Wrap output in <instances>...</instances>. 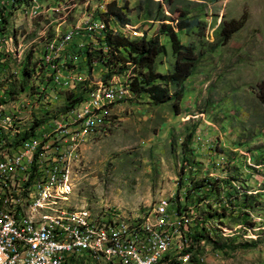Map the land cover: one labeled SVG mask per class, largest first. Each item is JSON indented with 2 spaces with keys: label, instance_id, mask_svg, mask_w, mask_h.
Segmentation results:
<instances>
[{
  "label": "rangeland",
  "instance_id": "obj_1",
  "mask_svg": "<svg viewBox=\"0 0 264 264\" xmlns=\"http://www.w3.org/2000/svg\"><path fill=\"white\" fill-rule=\"evenodd\" d=\"M112 1L128 24L110 28L130 40L155 35L162 18L165 23L180 16L197 18L203 25L202 30L177 32L179 42L192 45L196 54L178 102L155 105L146 96L135 97L127 86L130 70L103 80L105 67L99 61L86 63V50L100 47L103 22L95 40L84 39L92 22L75 31L91 14L100 21ZM12 4L0 1V10L12 15L9 35L0 34L7 42L3 59L19 66L31 56L36 72L29 84L43 92L32 96L29 86L18 91V69L1 76L0 85L7 82L2 90L14 85L13 95L26 102L32 96L44 103L37 108L38 119L27 121L28 131L42 121L64 118L68 111L79 120L84 109L95 107L92 124H85L79 137L69 132L72 163H79L72 165L75 186L66 203L83 206L89 215L117 212L129 219L149 218L152 224L158 221L155 211L161 202L169 204V211L185 206L179 208L178 219L184 234L173 239L172 254L183 256L178 264L190 263L182 240L192 242L196 228L201 234L196 244L199 264H264V107L254 88L264 79V0H30V7L11 9ZM244 10L243 27L222 45L221 23L237 19ZM158 40L165 54L156 57L153 71L167 74L173 58L167 39ZM76 41L82 47L71 60L55 61V50L64 43L76 47ZM60 75L71 84H54L60 83ZM175 90L170 87V94ZM106 93L112 97L108 102ZM69 94L87 97L70 106ZM200 180L223 183L215 189H192Z\"/></svg>",
  "mask_w": 264,
  "mask_h": 264
},
{
  "label": "built area",
  "instance_id": "obj_2",
  "mask_svg": "<svg viewBox=\"0 0 264 264\" xmlns=\"http://www.w3.org/2000/svg\"><path fill=\"white\" fill-rule=\"evenodd\" d=\"M0 1L6 2V0ZM84 22H92L89 36H84V39H97L100 28L98 19L93 14L81 23L75 33H79V29H84ZM2 44L6 43L2 41L0 35V76H4L6 72H16V66H10L7 59L1 58ZM81 46L82 42L77 41L76 47H69V43H64L62 50L54 51L53 58L55 61H69ZM70 81L60 75V83L54 84L70 83ZM17 90L20 91L19 87ZM89 91L86 90L88 95ZM6 95L0 94L3 99ZM105 95L106 102L111 100L109 94ZM30 107L32 105H26V100H22L21 105L14 109V113L16 116H21ZM93 109H95L94 105L84 109L79 115V120H72L68 111L64 112V118L54 117L42 121L29 129L32 131V140L26 146H19V143L3 146L0 141V173L11 178L15 185L13 194L21 192L22 184L31 183V172H40L43 182L50 179L53 152L66 147L68 132H77L79 137L82 127L85 124H92ZM34 157H41L42 165H34ZM32 185V198L35 204L36 186H43V183H32ZM184 207H175L170 211L156 209L159 221L166 222V229L156 230V237L148 238L147 230H153L148 229V225L138 223V226L132 229H122L115 226L114 219H109L111 229H105V236H97V230L92 229V222L89 220L87 229H79L75 219L47 221V226L41 227L29 226L28 221L18 219L15 203L11 206L0 204V264H92V258H85L82 255L84 239H92L93 254H100L104 264H152L153 260L160 258L162 249L169 240H180L183 230L178 228V219H181L179 208ZM2 212H9V219H2ZM192 244L196 242L186 243L187 246ZM181 258L182 256H178L174 261Z\"/></svg>",
  "mask_w": 264,
  "mask_h": 264
},
{
  "label": "trees",
  "instance_id": "obj_3",
  "mask_svg": "<svg viewBox=\"0 0 264 264\" xmlns=\"http://www.w3.org/2000/svg\"><path fill=\"white\" fill-rule=\"evenodd\" d=\"M12 1L13 4L11 9H16L18 4L23 5L24 8L30 7V0ZM11 16V12L6 13L3 10H0V34L9 35L7 33L10 31L9 28L11 25ZM157 21L158 28L155 35L150 38H146L145 35L142 34L140 37L130 40V38L122 34L115 33L110 28V24L119 23L122 26L128 24V19L125 14H123L122 8L116 7L115 1L107 3L104 6V12L101 13L99 21L103 22L104 27L102 29V33L104 36L98 40L100 44L99 49L90 47L88 50H86V63L91 64L93 62L99 61L98 63L103 65V67L106 69V72L101 74L103 79H110L111 75H120L124 73V71L130 70L131 76L129 77L127 86L135 97L141 95L146 96L155 105L166 103L171 99H174V103H176L181 97L182 83L191 75L196 63V54L194 52L193 46L189 44H181L178 40L177 32H187L192 28L202 30L203 25L198 21L197 18H186L185 16H180L174 22L169 23H165V18L158 19ZM245 21V10L237 19L223 21L219 30L221 44H225L234 33L239 31L243 27ZM15 32L12 33L14 36L16 35ZM52 36L53 32L49 37ZM158 36H163L167 39L170 54L173 58L172 69L167 74H159L153 71V64L156 57L165 54V48L159 42ZM26 63V65L22 63V65L17 67L18 70H20V81L18 86L21 91L27 90V87L29 86L27 93H32V96L36 95V93L39 96H42V88H37L35 85L32 87L30 86L31 84H29L30 78L33 77V74L36 72V70H33V66L35 67L36 63H33L31 56L28 57ZM21 66H24L22 67V70L20 69ZM8 73L12 76L11 72ZM5 79L8 81L10 78L8 79L6 77ZM73 83L75 86L78 84L77 82ZM2 86L3 85H0V87ZM170 87H174L176 89L172 94L169 92ZM12 88H10V92H7L9 95L14 94ZM254 88L258 102L264 107V79L259 81L254 86ZM100 89L101 88H98V90ZM32 96L30 99H34L38 106L44 104L42 103V100L40 101L38 98H32ZM73 97V94H69L66 97L70 106L82 103L87 96L85 97L83 95L82 100L81 95H78L75 98ZM221 182L223 183V181L217 180L212 182L200 180L192 183L191 188L196 190L204 187L215 189L218 184H221ZM178 184H180V182H178ZM224 211L225 210L222 209L220 214L221 216H223ZM198 221L199 220H197V222ZM197 234L198 228H196V235L192 237V233L190 234L192 238L191 243L201 241V234ZM214 243L215 242H213V244ZM194 246L195 244H192L191 248L193 249Z\"/></svg>",
  "mask_w": 264,
  "mask_h": 264
},
{
  "label": "bare ground",
  "instance_id": "obj_4",
  "mask_svg": "<svg viewBox=\"0 0 264 264\" xmlns=\"http://www.w3.org/2000/svg\"><path fill=\"white\" fill-rule=\"evenodd\" d=\"M6 2L8 3V0H6ZM94 17L96 18L95 15ZM98 27L100 28L99 19H98ZM103 27L104 26H102V28ZM84 28H85V22H84ZM100 33H101V28H100ZM12 36L14 38V41H16L17 35L14 36L12 34ZM2 41H3V36H2ZM5 43L7 44V42ZM2 45H1V58L3 59ZM7 63L9 64L8 59H7ZM17 67L18 66H16V71L18 69ZM0 80H1V76H0ZM71 82L72 81H70V83H64V84H71ZM7 92H10V89L2 90L0 87V94H7L4 99L3 96H0V141L3 146H13L16 143H19V146H26L30 144L32 140V131L28 132V127H26L28 125L27 121L29 120L32 123L34 117L38 119L37 117L38 112H36L38 108V104L35 102L34 99H29V101L26 102V105H32V107H30L27 111H25L23 115L16 116L14 113V109L20 106L22 100L25 99L21 96H16L13 94L9 95ZM71 119H72V115H71ZM68 140H69V132H68ZM72 148L71 146L67 147L66 145L64 149H56V151L53 152V161L51 162L52 176L50 177V179L48 181L43 182V176L40 172H31V183L22 184L21 192H19V194H13L15 193V185L12 182L11 178L4 173H0V204L2 206H11L12 203H15V205L17 206L16 215L18 219L26 220L28 221L29 226H34V227L47 226V221H53L57 219H75L76 226L79 229H87L88 220H89L92 222V229L97 230V236H105V229H111V222H109V219H114L115 226L122 229H132L134 228V226H138V223H140L141 225H148V229H153V230H147L148 238H155L156 230L166 229V222L159 221L157 210L155 212L157 214L158 221L155 224H152L149 218L147 219L140 218V220H136L131 217L132 219H129L128 217L122 216L119 213L117 214V212H108L107 215H103V216H101L102 214L89 215V213H87L85 209H82L83 206H79L72 202L70 204L66 203L71 193L73 192L75 186L74 185L75 176L73 173L74 169L72 171V165L74 164L72 162L75 156H73ZM76 163L79 162H75L74 166L76 165ZM34 165H42V158L34 157ZM32 183H43V186H36V193L34 194L35 204L33 203V198H32V194H33ZM158 208L160 209V211H169V204L167 202H161L156 209ZM2 219H9V212H2ZM178 228L181 230L180 225H178ZM182 241H183V245H182L183 249L189 248V252H187V254L189 255L188 257L190 262L189 264L191 263L199 264L200 263L199 260L201 259L200 256H198L196 253L197 251L196 244H198V242H196L194 248L192 249L191 248L192 245L189 246L186 245V243H191V240L188 239V237H184ZM175 249H176V245L174 244L173 239L169 240V243H167L162 249L160 258L158 260H153L152 264H170L179 256L172 254V253H176L174 252ZM82 255L85 256V258H92V264H104L103 258L100 254H93L92 239H84L82 241ZM193 255H196L197 258H195ZM190 259L193 261H191ZM179 260L174 261L172 264H178Z\"/></svg>",
  "mask_w": 264,
  "mask_h": 264
}]
</instances>
